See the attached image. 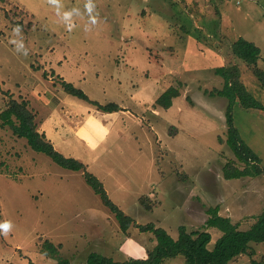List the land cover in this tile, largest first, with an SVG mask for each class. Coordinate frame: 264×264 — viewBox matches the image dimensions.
I'll return each mask as SVG.
<instances>
[{"label":"rangeland","instance_id":"374dc122","mask_svg":"<svg viewBox=\"0 0 264 264\" xmlns=\"http://www.w3.org/2000/svg\"><path fill=\"white\" fill-rule=\"evenodd\" d=\"M93 2L89 14L87 0H60L59 7L49 0H0V112L11 98L27 101L39 132L86 166L63 168L0 120V224H11L7 234L0 231V264H56L60 257L87 264L93 252L117 261L148 258L157 242L139 225L153 223L177 239L182 225L204 230L210 207L219 206L220 215L243 230L264 213V175H223L234 158L226 143L227 98L210 94L224 86L216 69L228 64L227 43L242 37L261 44L264 54L258 22L264 25V12L245 21L236 0ZM218 20L221 36L212 32ZM17 25L21 36L13 34ZM21 39L27 55L12 43ZM240 68L248 90L264 103L250 68ZM63 81L118 109L107 112L67 94ZM171 87L180 96L165 108L157 100ZM48 93L67 97L53 110ZM72 101L85 108L72 110ZM242 109L235 107V118L253 116L241 127L242 138L264 167V113ZM86 172L134 220L127 233L88 185ZM206 230L213 249L223 233ZM48 241L56 257L45 252ZM249 251L231 264L264 259V244L253 243ZM164 264L186 261L179 255Z\"/></svg>","mask_w":264,"mask_h":264},{"label":"trees","instance_id":"16d2710c","mask_svg":"<svg viewBox=\"0 0 264 264\" xmlns=\"http://www.w3.org/2000/svg\"><path fill=\"white\" fill-rule=\"evenodd\" d=\"M215 24L216 29L212 30V32L216 31L220 36L223 35L219 20ZM222 54L227 58L228 64L217 68L216 73L225 79V83L221 90L211 91L210 94L227 98L225 111L227 123L226 143L233 152L234 158L225 164L223 175L227 180L240 179L247 176L252 178L260 177L264 175L261 159L243 140L234 122V110L236 106H240L246 110H260L264 113V104L248 90L246 84L242 81V70L240 68L242 63H245L256 77L259 86L264 88V67H261L260 62L261 49L254 42L240 37L231 43H227ZM61 85L67 94L98 104L96 101H91L82 89L75 87L72 83L63 81ZM178 96H180V89L171 87L161 94L157 103L169 108L173 99ZM98 108L112 112L118 109V105L116 103H109L108 105L98 104ZM0 120L2 126L8 125L17 136L26 138L29 146L34 151L44 153L63 168L74 171L86 170L84 163L58 152L47 140L46 136L39 132L35 122V114L28 108L27 101L23 100L20 102L11 98L5 109L0 112ZM85 180L94 192L100 196L102 203L115 214L121 230L127 233L134 220L117 207L109 197L103 183L97 177L86 172ZM219 211V206L210 207L207 210L209 218L204 230L194 229L193 231H188L185 226H180L177 239L172 238L166 230L156 227L153 223L139 225V230L152 233L157 242L154 249L148 253V258H130L117 261L112 257L93 252L87 257L86 263L164 264L169 258L182 255L186 264H231L242 255L248 254L251 256L252 253L249 250H251L253 243L264 244V213L257 218L250 228L243 230L238 223H233L229 217L220 215ZM212 227L220 230L223 234L218 238L213 249H210L209 244L212 240V235L206 228ZM44 250L50 256L56 257L58 255L57 247L49 241L45 243ZM56 264H71V262L66 258L60 257ZM251 264H264V259L261 262L253 260Z\"/></svg>","mask_w":264,"mask_h":264},{"label":"crops","instance_id":"0c3cea01","mask_svg":"<svg viewBox=\"0 0 264 264\" xmlns=\"http://www.w3.org/2000/svg\"><path fill=\"white\" fill-rule=\"evenodd\" d=\"M224 1L225 0H222V3ZM236 2L239 4V6H241V8H243L246 11V14H245V17H244L245 21H247V18L248 17H254V16L256 17V14H259L261 11L264 12V0H236ZM249 20H252V18H248V21ZM258 22L261 24V33L264 34V25H263V22L261 20H258ZM249 25L252 26L251 24H249ZM254 43L257 46H259V48L261 49L260 62H261V67L263 68V66H264V54H263V51H262V47L263 46L261 44L256 43V42H254ZM243 67L245 68V66H243ZM253 89H254V93L259 96V94L255 92V89H256V91H259L258 87H254ZM262 89H264V88H262ZM47 95L49 96V97H47V101H46L47 102V106L50 109H53V110H56L57 107H59L61 104H63L64 98L67 97V94H65L64 96H57L56 94L54 95L53 93H48ZM56 98H58L59 100L56 99ZM70 107H71V109L74 107L73 109H75V110H77L78 108L79 109H84L85 108L84 106L82 107V105H79V104L76 105L74 103V101H72ZM236 107L239 108L240 106H236ZM242 110H246V109H242ZM248 111L249 110H246V112H248ZM257 111H260V110H257ZM54 112L58 113V111H54ZM243 112H245V111H243ZM245 116H246V118L245 117H242V118H240V117L237 118L236 117L235 118V115H234L235 121L237 119L236 126H237V128H239V131H240V134L241 135L244 133V131L241 132L243 130V129H241V127L244 126L246 123H248V121L252 122V119H253V116L252 115L247 116L245 114ZM247 119H248V121H247ZM263 124H264V120H263ZM50 135H51V138L55 136V135H53V132ZM59 142H61V141H59Z\"/></svg>","mask_w":264,"mask_h":264},{"label":"clouds","instance_id":"9594fccd","mask_svg":"<svg viewBox=\"0 0 264 264\" xmlns=\"http://www.w3.org/2000/svg\"><path fill=\"white\" fill-rule=\"evenodd\" d=\"M49 3L54 5V6L59 7L60 0H49ZM85 9L87 10V12L89 14H91L94 11L95 4H94L93 0H87V3L85 5ZM70 15H71L70 13H66L65 19H67ZM93 22H95V21H93ZM21 33H22V28L19 25L15 26L13 28L14 36H21ZM12 43L16 45V51L17 52L22 53L23 55H27V50L24 47L22 39L21 40H13ZM10 228H11L10 222H5L3 224H0V231H2L4 234H7L8 231L10 230Z\"/></svg>","mask_w":264,"mask_h":264}]
</instances>
